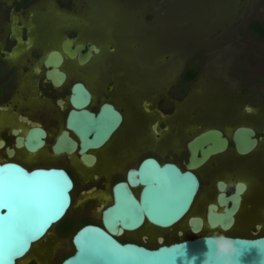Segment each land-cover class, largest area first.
<instances>
[{"label":"rangeland","instance_id":"374dc122","mask_svg":"<svg viewBox=\"0 0 264 264\" xmlns=\"http://www.w3.org/2000/svg\"><path fill=\"white\" fill-rule=\"evenodd\" d=\"M72 3L71 7L58 8L53 0L43 1L41 38L45 46L56 44L65 30L72 28L78 31L80 39L90 37L102 49L82 72L74 71L71 64L66 66L72 73L67 86L75 79L73 74L81 76L92 88L95 108L108 99L124 111V124L107 145L111 162L102 158L95 168L98 174L111 177L145 150L167 160V151L179 150L184 138L189 134L187 140L194 135L200 126L221 127L230 134L236 123L260 124L261 119L264 120V39L249 29L251 20L264 24V0H72ZM24 54V47L15 51L20 68L29 65L28 56ZM186 64L187 68H199L200 72L188 86L185 72L182 74ZM18 76L19 89L13 98L17 107L36 119L43 106L56 110L49 100L39 105L32 102L36 80L29 71L20 70ZM180 81L175 89L180 99L173 102L174 108L164 121H159L165 123L166 128L156 135L150 130V123L159 118L154 108L160 100L171 97L172 86ZM107 85H111L109 89ZM145 104L152 107V113L145 111ZM245 106H250L253 114H248ZM66 109L59 126L48 114L40 117L49 131L48 151L63 127ZM5 113L12 116L14 111ZM48 154L42 153L38 158L49 160ZM18 156L24 157L23 153ZM251 170L254 172L255 167ZM124 174L125 170L122 176ZM80 176L77 175L78 186L75 180L71 192L73 201L62 221L17 264H27L30 259L38 264H51L54 259L53 264H58L73 252L71 235L86 222L78 217L84 206ZM115 180L94 192L87 211L92 214L91 223L100 221L99 209L111 203V185ZM257 184L252 180L251 192ZM211 195L212 190L207 186L201 200ZM196 208L200 211V205ZM261 213L260 199L253 200L252 193L248 194L237 228H246L254 221L264 225ZM185 220L186 217L170 229L149 228L146 224L129 235L151 247L158 245V235H167L163 242L169 243L175 238L192 237L194 234L184 225ZM177 230H183L184 234L176 236ZM65 231L68 232L64 235L58 234ZM257 234L259 232L250 233Z\"/></svg>","mask_w":264,"mask_h":264},{"label":"water","instance_id":"95a60500","mask_svg":"<svg viewBox=\"0 0 264 264\" xmlns=\"http://www.w3.org/2000/svg\"><path fill=\"white\" fill-rule=\"evenodd\" d=\"M67 44L69 40L63 41L62 50L70 57H74L75 49L83 47L78 45L71 50ZM91 49L95 53L99 51L97 47L91 46L84 56L78 57L79 64L87 62L91 56ZM62 62V54L54 49L50 50L43 60V65L46 67L45 79L55 87L63 84L66 78L65 72L59 68ZM89 101L88 89L82 83H74L69 95L72 108L66 116V129L62 130L52 143L53 154L63 152L72 154L77 151L82 160L87 165H91L94 157L87 151L97 150L104 146L119 129L123 116L118 109L110 103H103L97 112H93L86 108ZM28 122L31 127L23 136H16L15 145L19 148L24 147L29 153H35L44 147L47 134L40 125ZM68 130L77 137L78 141L69 135ZM254 135L255 131L251 127H236L231 134L235 150L239 154L252 151L257 144ZM2 145L3 141L0 140V146ZM227 146L228 138L220 129L206 128L194 134L187 142L189 159L185 170H181L174 163L160 164L151 157L142 159L137 168L127 171L125 180L118 181L112 186V202L101 211V225L87 223L75 230L71 235L73 252L62 259L59 264H201L202 253L205 249L202 237L209 234L199 235L203 225V219L199 216H192L188 219L190 232L194 236L165 244L163 238L158 235L156 237L158 245L155 248L132 241L121 242L117 237L125 232H135L146 224L158 229H169L181 221L189 213L199 191V181L192 169L202 164L211 155L224 152ZM7 154L11 156L12 150L7 149ZM0 164L18 165L26 173L37 171L52 173L47 179L64 186L67 197L66 207L61 210L58 217L53 218L43 228L42 234L30 239L26 248L11 260L10 264H16L52 225L61 221L66 215L73 201L71 192L74 186L71 177L63 168L28 169L14 161H0ZM181 183H187L191 188L181 193ZM137 186L140 189L135 194L133 189ZM219 188L223 189V185L219 184ZM243 189L244 185L238 184L235 193L225 195L221 192L218 195L217 202L223 207V212L217 211L216 205L208 206L206 222L210 229L220 227L226 230L230 227L233 215L239 208V193ZM228 202L231 203L230 206H227ZM6 212V208H0V214ZM29 226L30 220L22 218L20 224L22 232L27 231ZM177 235L182 236L181 230ZM231 237L239 250V264H264V251H258L253 245L254 241L264 238V235L253 238ZM142 239L144 241L145 237ZM184 244V254L175 256L173 250ZM193 257L196 259L193 260Z\"/></svg>","mask_w":264,"mask_h":264},{"label":"flooded vegetation","instance_id":"af4514ba","mask_svg":"<svg viewBox=\"0 0 264 264\" xmlns=\"http://www.w3.org/2000/svg\"><path fill=\"white\" fill-rule=\"evenodd\" d=\"M45 0H0V140L3 141V145L0 146V161H14L23 166H27L26 168L32 169L36 167H57L63 168L71 177L73 186L75 187V180L77 181L78 186V177L77 175H81L83 182V188L80 190L82 194L81 202H83V210L82 213L79 214L78 217L85 219L82 225L93 222L92 214H90L88 209L90 208V203H92V198L94 197L93 194L97 190H100L103 185L109 183V181L116 179L112 186L117 183L118 181H123L126 178V173L130 169L137 168L138 164L141 162L142 159L151 157L156 159L160 164L163 163H174L176 164L181 170L186 169V164L188 163L189 159V150L187 148V142L193 137L190 136L185 140L187 136L184 138L182 142V146L177 151H167L168 159L164 160L163 157L159 154H155L152 151L145 150L143 152L137 153L133 159L129 160L122 166V168L112 174L111 177L107 178L98 174L95 171V168L100 163V160L104 158L107 162H111L108 158H110L109 153L107 152V145L111 142L115 134L121 129L124 124V111L122 108L118 107L114 101L111 100H103L97 108H95V95L92 91V88L88 85V83L82 79L81 76L73 74L75 79L73 82L68 85L70 74H72L68 69L67 65L71 64L74 67V71L82 72L85 68H87L88 64L92 61V59L97 56L101 52V47L98 45L92 38L86 37L84 39H80L78 35V31L72 28H68L59 37L56 44H50L45 46L42 42V29L44 28V19L41 15L40 9L42 8V3ZM55 5L58 8H68L72 6V0H53ZM37 8V9H36ZM69 40V44L67 46L72 50L75 49L76 46L81 45L83 46L80 49H75L74 57H70L62 50V43L63 41ZM91 46H95L98 48V52L95 53L93 49L90 50L91 56L87 60L85 64H79L78 57L84 56L89 50ZM19 47H24L25 54L28 56L27 63L29 65L24 66L22 68L19 67V58H15V51ZM58 50L63 56V62L59 67L62 71L65 72L66 78L58 87L52 85L49 80L45 79V72L46 67L43 65V60L45 59L47 53L50 50ZM24 54V55H25ZM22 55V56H24ZM21 56V59L23 57ZM43 69V70H42ZM187 69V64L182 72V74ZM20 70L29 71L32 76L35 78V93L33 94V100L35 104H40L44 100H49L51 105L56 107L55 108H46L42 107V109L38 112L40 114L39 118L36 119L31 116L25 109L17 107L13 103L14 95L18 91L17 84L19 76L18 73ZM199 73L188 83H192ZM180 74L178 77L181 80ZM82 83L90 92V101L86 108L90 111L97 112L99 107L103 103H110L123 116V121L121 126L116 131V133L112 136V138L101 148L97 150H88L87 153L93 155L94 162L91 165H87L81 158V155L75 151L72 154H67L65 152L61 154H53L51 150V145L55 141L56 137L61 133L62 130L66 129L65 120L69 110L72 108L69 102V95L71 86L76 83ZM182 81L176 82L178 85L172 86V93L169 99L160 100L156 104V108H154V113L159 117L157 121L150 123V130L153 131L156 135L159 134L161 130L166 128L165 123L161 124V120L164 121V118L167 117L173 110V102L175 100H179L180 97L175 95V89L181 84ZM111 85H107L108 89ZM24 93L22 95V98ZM60 102V103H59ZM158 106V108H157ZM66 109V113L63 118V127L59 129L58 133L55 135L53 142L49 146L47 145V138L49 135L48 128L42 123L41 116L44 117L45 114H48L49 119L54 122L55 125L59 126L62 120V112ZM151 108L148 104H145L144 109L147 113H152ZM245 109V107H244ZM9 110H13L14 113L12 116H9L5 112ZM43 111V112H42ZM248 114H253L252 112H247ZM21 117V118H20ZM24 118V119H23ZM35 122L36 124L40 125L45 131L47 136L45 137V145L43 148L38 150L35 153H29L26 151L24 147H17L15 145L16 136H23L26 131L31 127V124L28 122ZM260 124H247V123H236L232 128L230 134H228L223 128L217 126H207L201 128L203 126L198 127L197 132H200L206 128H217L220 129L223 134L228 138V146L227 149L215 155H211L207 160H205L202 164L198 165L197 167L193 168V173L197 176L199 181V191L195 197V200L191 206L189 213L185 216L186 220L184 225L188 227V219L192 216H199L203 219V225L199 232V235L203 234H211L213 232H224V234L229 236H241V237H257L264 235V225L258 221L250 222L247 224L246 228L238 229L237 225L240 220V213L244 204L246 203V196L252 193L253 200L260 199L261 203V214L264 218V120L261 119ZM18 124V125H13ZM238 126H246L251 127L255 131V138L257 139V144L255 148L246 154H239L235 148L234 144L231 139V134L234 129ZM15 131V133H14ZM69 135L78 141L77 137L68 130ZM195 133V134H196ZM7 149L12 150V155L8 156ZM166 152V153H167ZM18 153H23L24 157H19ZM42 153H49L50 156L49 160H43L38 158V156ZM165 153V154H166ZM6 158V159H4ZM38 158V159H37ZM137 159H139L138 163L135 165ZM43 161V162H42ZM50 164V165H47ZM33 165V166H32ZM255 167V171L252 172L251 168ZM125 170L124 176H122L123 171ZM78 171V174L76 173ZM214 172H219L214 174ZM248 173V175H246ZM110 179V180H109ZM106 180H108L106 182ZM252 180L256 181L257 187L254 192H251V182ZM219 184L223 185V189L219 188ZM238 184H243L244 189L240 194V202L239 208L237 212L233 215V222L230 227L226 230H222L220 227L215 229H210L206 222V215L208 212V206L210 204L216 205V210L219 212H223V207L218 204L217 197L218 195L223 192L225 195H230L235 193L236 186ZM87 185V186H86ZM207 186H210L212 190V195L204 200H201V196ZM135 194L137 192L133 189ZM107 192V191H106ZM111 194V191H110ZM107 200V197H105ZM112 201V196H111ZM253 202V201H252ZM230 202L227 203V206H230ZM100 205V204H99ZM98 205V206H99ZM200 205V211H196V207ZM98 206L95 209H98ZM107 206V205H106ZM105 206V207H106ZM103 207V205H102ZM103 209V208H102ZM99 209V217L101 218V211ZM244 216V215H243ZM184 217V218H185ZM183 218V219H184ZM247 219V218H244ZM182 223V222H180ZM260 223V224H258ZM95 224L101 225V220L96 221ZM81 225V226H82ZM259 225V227H257ZM80 226V227H81ZM251 228L252 230H248ZM70 229V228H69ZM68 229V230H69ZM178 231H176V236ZM190 231V229H189ZM68 231L65 232H58L60 235L66 234ZM182 235L184 231L181 230ZM259 232L257 235H250V233ZM133 233V232H130ZM130 233L125 232L124 238L117 237V239L121 242H137V239L131 235ZM191 233V232H190ZM122 236V235H121ZM146 238V236H144ZM157 237V236H156ZM166 239L167 235L161 236ZM163 243L169 244V242L164 241ZM146 247L153 248L150 245L144 244ZM157 247V246H155ZM154 247V248H155ZM71 254V253H70ZM69 255V254H68ZM67 255V256H68ZM65 256V257H67ZM64 257V258H65ZM63 258V259H64ZM54 263V259L51 261V264ZM60 263V262H59ZM58 263V264H59ZM27 264H38L35 259H30Z\"/></svg>","mask_w":264,"mask_h":264},{"label":"snow or ice","instance_id":"6c2138e0","mask_svg":"<svg viewBox=\"0 0 264 264\" xmlns=\"http://www.w3.org/2000/svg\"><path fill=\"white\" fill-rule=\"evenodd\" d=\"M50 175L43 171L26 173L18 165L0 164V208L7 209L0 214V264H10L27 242L42 234L43 228L66 207L65 187L47 179ZM190 188L181 183L180 192ZM22 218L30 220L29 228L23 232ZM173 251L175 256L184 254L182 247Z\"/></svg>","mask_w":264,"mask_h":264},{"label":"clouds","instance_id":"9594fccd","mask_svg":"<svg viewBox=\"0 0 264 264\" xmlns=\"http://www.w3.org/2000/svg\"><path fill=\"white\" fill-rule=\"evenodd\" d=\"M245 111L252 112L253 109L250 106H245ZM202 238L205 249L202 253L201 264H239V250L231 236L224 232H213ZM253 245L258 251H264V238L254 241ZM179 247L184 250L185 244ZM192 259L195 260L196 257Z\"/></svg>","mask_w":264,"mask_h":264},{"label":"trees","instance_id":"16d2710c","mask_svg":"<svg viewBox=\"0 0 264 264\" xmlns=\"http://www.w3.org/2000/svg\"><path fill=\"white\" fill-rule=\"evenodd\" d=\"M249 29L252 30L253 33L257 34L260 38L264 39V24L263 23H260L257 20H251L249 22ZM198 72H199V68L194 69V68L188 67L187 70L185 71V78L187 82L191 81L197 75ZM175 241H179V240L175 238ZM154 247L155 246H153V248Z\"/></svg>","mask_w":264,"mask_h":264},{"label":"bare ground","instance_id":"6f19581e","mask_svg":"<svg viewBox=\"0 0 264 264\" xmlns=\"http://www.w3.org/2000/svg\"><path fill=\"white\" fill-rule=\"evenodd\" d=\"M134 189H135V191L139 192V189H140V188L137 186V187H135ZM111 196H112V194H111ZM111 202H112V201H111ZM70 207H71V206H70ZM68 210H69V209H68ZM68 210H67V211H68ZM182 221H183V219H182L181 221H179V222H182ZM58 222H59V221H58ZM58 222H56L55 224H57ZM179 222H178V223H179ZM55 224H54V225H55ZM54 225H52L51 228H52ZM147 227L152 228V227H150V225H148ZM51 228H49V230L45 233V235H44L41 239H39L38 241H36V242L31 246L30 250H29V251H28V252H27L22 258H20L18 261H20L21 259H23L27 254H29V253L31 252L32 248L35 247L38 243H40V241H41L43 238L46 237V235L51 231ZM140 229H141V228H140ZM169 229H170V228H169ZM138 230H139V229H138ZM155 230H156V229H155ZM128 233H130V232H128ZM18 261H17V263H18ZM17 263H16V264H17Z\"/></svg>","mask_w":264,"mask_h":264}]
</instances>
